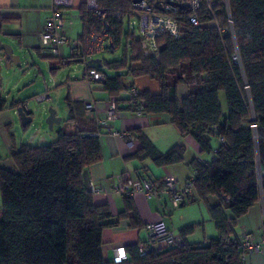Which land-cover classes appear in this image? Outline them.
Segmentation results:
<instances>
[{"label": "trees", "instance_id": "1", "mask_svg": "<svg viewBox=\"0 0 264 264\" xmlns=\"http://www.w3.org/2000/svg\"><path fill=\"white\" fill-rule=\"evenodd\" d=\"M99 1L112 10L134 15L129 0ZM229 1L230 16L222 4L216 7V14L201 7L197 13L202 26L192 25L183 12H170L179 21L180 36H158L155 54L146 51L140 33L122 22L117 36L122 57L101 59L100 66L90 63L98 59L93 56L84 65L86 77L87 67L103 74V79L93 82L116 98L119 112V97L124 92L131 111L166 114L181 135L195 137L203 157L189 162L193 174L185 186L192 184L179 206L205 202L219 235L205 244L189 242L187 236L201 225L192 223L180 229L178 242L163 244L149 235L146 242L127 245L123 261L107 258L104 230L118 226L126 216H130L131 226L139 227V216L133 197L126 196L127 209L117 219L107 203L95 202L92 180L85 179V172L102 159L100 137L108 131L101 126L104 117L87 115L95 109L67 99V121L74 124L73 130H58L51 143L14 147L15 169L0 164V264H246L249 255L236 226L259 204L257 158L264 170V0ZM80 10L84 23V4ZM71 62L84 64L70 57L59 60L63 66ZM143 76L156 80L161 93L141 90L129 79ZM182 83L188 84L190 91L180 98L177 89ZM132 88L138 89L135 105ZM2 105L0 102V108ZM13 105L18 108L24 103ZM127 134L139 143L134 158L150 159L157 167L185 160L184 143L161 151L142 128ZM143 169L139 175H144ZM152 182L159 190L158 197L162 193L169 196L164 179ZM211 197L219 202L211 204Z\"/></svg>", "mask_w": 264, "mask_h": 264}, {"label": "crops", "instance_id": "2", "mask_svg": "<svg viewBox=\"0 0 264 264\" xmlns=\"http://www.w3.org/2000/svg\"><path fill=\"white\" fill-rule=\"evenodd\" d=\"M31 2L36 1L0 0L1 40L13 45L17 54L29 55L36 69L42 75V79L37 77L29 79L33 70L29 73L23 72L14 65L11 66V69H7L3 60V53L0 52V102L3 104L0 108V164L8 169H15L16 167L11 157V151L14 147H20L24 143L36 144L35 142L39 141L34 140H38V138H41V142L48 140L45 129H42V132L37 130L28 134L32 136H26V132L24 133L25 126L22 124L21 119H18L17 108L13 105L15 102L20 104L28 103L34 121L36 116L42 115L44 107L36 109L32 101H36V96L45 94L46 87H48L47 93L49 96L53 88L59 89L62 86V88H68L66 101L70 99L82 101L85 104H94L95 112H87V115L91 117H104L111 100L110 94L102 90L98 82L94 83L86 79L85 66L83 72L79 75H69L62 80H57L58 70L64 67L59 63L60 58L70 57L72 41L80 37L84 31V23L80 14L83 0H40L36 3ZM55 5L63 6L66 10H77L80 14V20H77L75 16L69 18L68 13H65V35L69 38V42L61 47V56L52 59L49 54L43 51L41 32L46 19L51 15L52 7ZM38 61H42L45 66L40 68ZM44 68H46L45 73ZM129 79L135 82L141 90H147L154 94L161 93L159 83L149 76ZM189 91L190 87L186 83L180 84L177 89L180 98L186 96ZM126 95L124 92L120 94L118 104L121 114L113 121V129L119 133L108 132L100 137L102 159L88 167L85 172V179L92 180L99 188V191L94 193L95 202L97 204L107 203L115 216L114 219H117L119 214L127 209V197L115 191L121 182L130 183L145 167L146 171L143 174L148 179L159 183L166 176L172 175L177 180L178 186L183 187L193 174L189 162L194 158L203 157L195 137L192 134L181 135L170 116L166 114H137L127 108V101L124 99ZM36 110L37 113H35ZM57 110V116L62 118V122L57 124L59 125L58 128L54 124L53 133L49 134V138L53 141L57 139L58 130L63 128L67 130L74 129V124L67 121L69 118L68 104L66 113L64 111L59 113ZM136 128H142L161 151H167L177 143H184L186 146L185 160L181 163L157 167L150 159L141 161L138 158H134L133 154L139 149V143L134 138L128 144V138L122 133H128ZM132 201L141 225L139 227L131 226L130 216H126L120 220L118 226L113 227L114 232L107 234L105 229L103 232V250L107 258L113 256L115 247H126L137 242L148 241L150 236L145 228L148 223L164 220L177 237L181 236L180 229L186 225L201 222V225L197 228L204 227V220L198 221L199 219H195V221H192L188 219L189 221H184L185 217H182L181 223H179L181 225L175 231L173 224L167 217L174 213V208L169 204L165 193H162L159 197H149L144 191H138L133 196ZM209 202L216 204L219 200L216 197H211ZM183 206L186 205L181 207ZM263 223L262 208L260 204H257L238 220L236 233L244 236L246 233L252 232L258 241H263ZM197 228L194 233L187 236L189 242L205 244L209 238L219 235L218 232L215 236L197 240L194 239ZM142 229L147 233L144 237L141 236ZM246 264H264V243H262L261 251L248 256Z\"/></svg>", "mask_w": 264, "mask_h": 264}, {"label": "built area", "instance_id": "3", "mask_svg": "<svg viewBox=\"0 0 264 264\" xmlns=\"http://www.w3.org/2000/svg\"><path fill=\"white\" fill-rule=\"evenodd\" d=\"M134 15L123 14L122 10H112L103 5L99 0H83L85 5V31L81 37L72 41L71 55L72 60H81L86 66L88 59L98 53L107 51H116L119 49L117 36L119 34V25L122 22L127 23L131 29L136 30L135 23L132 24L131 19L135 18L139 24L140 35L145 38L144 46L148 53L155 54L158 50L156 39L162 34H169L174 37L180 36L179 21L170 12H183L186 14L189 22L194 26H202L201 19L197 11L205 6L208 11L216 14V7L224 5L230 16L229 0H129ZM167 11V12H166ZM63 6L55 5L51 9V15L46 19L42 32L41 41L43 51L51 58H59L61 56V47L68 44L69 38L65 35V13ZM169 13V14H168ZM232 23V19L230 18ZM218 28L219 24H217ZM238 60V56L235 57ZM90 61V60H89ZM92 61H90L91 63ZM93 63V62H92ZM87 80L99 81L104 78L103 74L95 67H87ZM46 87L45 94L36 96V101L42 103L50 99ZM138 89L132 88L130 91L131 102L137 104ZM24 109L30 111L28 103L24 104ZM88 109L94 110L95 105L87 104ZM121 113L116 105V98H111L109 106L104 118L100 121L101 126L109 133H119L113 128V121L119 117ZM256 128V124H253ZM128 138V144L134 139L127 133H122ZM257 173L260 187V200L263 218H264V170L257 158ZM166 193L172 199L174 206H178L182 202L189 186L179 187L174 176L169 175L164 178ZM91 186L94 192H98L99 188L92 181ZM127 197H133L138 191H144L149 197H158L159 190L151 180L144 175L137 176L130 183L121 182L115 190ZM146 230L155 241L163 244H173L179 241V238L169 229L164 220L146 224ZM264 229V223H263ZM256 242H255V241ZM263 241H258L254 233H247L243 236V247L247 255L259 252L262 249ZM145 248L141 247V251ZM127 258V251L124 246H118L113 249V261L119 263Z\"/></svg>", "mask_w": 264, "mask_h": 264}, {"label": "rangeland", "instance_id": "4", "mask_svg": "<svg viewBox=\"0 0 264 264\" xmlns=\"http://www.w3.org/2000/svg\"><path fill=\"white\" fill-rule=\"evenodd\" d=\"M30 1L39 2L40 0H30ZM36 2H31V3H36ZM66 11L68 13L69 18H73L75 16V18L77 20H80V14L77 10L67 9ZM131 22H132V24H134L136 22L135 27H136V32L138 35L140 33L138 21H136L135 18H132ZM127 23H128V21H127ZM125 26H127V24H125ZM125 29H127V28H125ZM121 57H122V50L119 49L115 52L107 51V52L98 53L93 58L112 61L116 58H121ZM23 60H24V63L22 64L21 70L23 71L26 69L25 71L28 73L33 70V73L29 77V79L30 78H36V77L39 79H42V75L36 69V66L32 62L31 57L29 55H27V56L24 55ZM38 64L40 65V68H43V66H45L42 64V61H38ZM45 69L46 68H44V73H45ZM83 70H84V65L82 63L72 62L71 64H67L58 70L57 80H62L69 75H75V76L79 75L80 73L83 72ZM35 74H37V76H35ZM173 74H174V72L171 73V75H173ZM67 94H68V88H62V86H60L59 89L53 88L51 90V92H50L51 99L50 100H47V101L42 102V103H38L37 101H32V103L36 109H38L39 107H42V108L44 107V109H43L42 115L36 116L35 120L32 122V124H30L29 127H27V129H25L24 133L26 132L25 133L26 136H32V135H28V134H31V132H36L37 130L42 132V129H45V132L47 134L46 136L48 137L47 138L48 140H43L44 142H41L42 141L41 138H38V140H34V141H39V142H35L36 144H40V143L46 144V143L53 142V140L51 138H49V134L53 133V129H51L49 124L47 123V117L49 115V109L54 108L55 110L58 109L57 111H59V113H61V111H64V113H66V107H67L66 96H67ZM222 101L224 103V107L226 110L228 108V105H227L226 96L224 93L222 95ZM35 113H37V110L35 111ZM17 117L20 120L19 115H17ZM41 126H43V127L41 128ZM55 127L58 128L59 125L55 124ZM21 130H22V127H21ZM25 141H27V140H25ZM167 197H168L169 204L171 205L172 208H174V210H173L174 213L171 216H167V217H168L169 221L173 224L172 226L174 227L173 229L175 231H176L177 227H179V225H181L179 223H181L182 217H185L184 221H189V220L195 221V219H199L198 221L204 220V227L201 226L200 228H197L196 233L194 235V239L204 240V237L215 236L218 234V229L216 228L214 221L211 219L209 210H208L205 202L189 203L188 205L183 206V207H181L179 205H178L179 207L178 206L173 207L174 205L172 203V199L170 198V196H167ZM112 232H114L113 228L106 229L107 234H110ZM145 235H147V233L144 229H142L141 236L144 237Z\"/></svg>", "mask_w": 264, "mask_h": 264}, {"label": "water", "instance_id": "5", "mask_svg": "<svg viewBox=\"0 0 264 264\" xmlns=\"http://www.w3.org/2000/svg\"><path fill=\"white\" fill-rule=\"evenodd\" d=\"M141 1V0H136ZM0 52L3 53V60L7 69H11V66H16L19 69H22V64L24 63L22 54H17L15 52V48L13 45L9 43H5L0 38ZM27 60V59H26ZM92 62L99 64L102 66L101 59H93ZM26 70V69H25ZM23 70V72H26ZM17 114L19 115L21 122L24 126L32 124L33 122V115H31V111H26L24 107L17 108ZM62 122V118L57 116V112L54 108L49 109V115L47 117V123L49 124L50 128L52 129L54 124H60Z\"/></svg>", "mask_w": 264, "mask_h": 264}]
</instances>
